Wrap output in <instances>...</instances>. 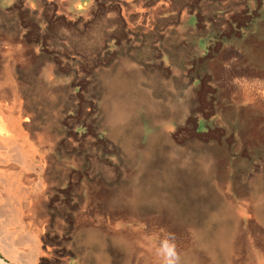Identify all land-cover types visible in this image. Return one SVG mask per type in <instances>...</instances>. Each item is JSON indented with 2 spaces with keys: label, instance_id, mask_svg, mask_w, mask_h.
<instances>
[{
  "label": "rangeland",
  "instance_id": "374dc122",
  "mask_svg": "<svg viewBox=\"0 0 264 264\" xmlns=\"http://www.w3.org/2000/svg\"><path fill=\"white\" fill-rule=\"evenodd\" d=\"M203 2L181 50L0 0V76L49 135L34 203L0 205V264H162L168 233L180 264H264V0Z\"/></svg>",
  "mask_w": 264,
  "mask_h": 264
},
{
  "label": "crops",
  "instance_id": "0c3cea01",
  "mask_svg": "<svg viewBox=\"0 0 264 264\" xmlns=\"http://www.w3.org/2000/svg\"><path fill=\"white\" fill-rule=\"evenodd\" d=\"M203 1L204 0H62L65 8L68 6L67 3L71 2L73 3L72 9L79 6L80 8L78 11L83 10L85 14L90 17L98 15L104 18H116L120 25L118 24L115 28H110L111 30L108 31L120 30L125 37V41L129 43H144L147 40L152 43L154 48H161V43L166 41L170 42L169 44H172V47L181 50L188 48V42L190 40L196 43L201 40L199 26H204L213 19L214 13L210 12V14L206 16L204 10L199 7L203 5ZM220 13L222 16L229 18V12ZM217 14L220 15L219 13ZM147 34L151 35V37L148 38L145 36ZM111 41L121 42V38L118 37L117 40L114 39ZM158 54H160L163 63L164 57L171 56L163 51H160ZM11 77H13L12 74ZM12 83L13 81H11L10 84L7 83V77L3 78L0 76V107L2 104L7 108L10 105L14 106V100H20L22 102L23 94L21 90H15V86L13 88ZM7 92L9 96L4 94ZM23 108L27 115V121H22V127L29 129L30 121L28 119L31 116V112H29L28 108ZM43 140L45 141V139ZM12 166L13 168L11 169ZM9 169H11L9 173L20 176V178L24 180L25 186L30 187V190H27V194L29 195V200H31L33 204V196L30 193L32 187L37 188L33 184L36 176L33 173L20 169L17 165L11 164ZM0 192L3 195V198L0 199V205H9L6 201V196H4V193L5 195L8 193L7 185H5L4 182L0 184ZM3 239L7 240L5 236Z\"/></svg>",
  "mask_w": 264,
  "mask_h": 264
},
{
  "label": "bare ground",
  "instance_id": "6f19581e",
  "mask_svg": "<svg viewBox=\"0 0 264 264\" xmlns=\"http://www.w3.org/2000/svg\"><path fill=\"white\" fill-rule=\"evenodd\" d=\"M13 104L15 105H10L8 108L4 104L0 107V184L4 182L7 185V203L19 210L32 204L27 194V190H30V187L25 186L24 180L20 176L9 173L13 166L11 169L9 168L13 164L24 171L33 173L36 176V179L34 178V186H42V178L40 176L43 174L46 158L41 148L42 144L45 145L48 142L49 135L46 132L45 134L37 132L35 136H32L31 126L29 129L22 127V121H27L22 102L14 100ZM15 192H17L16 195L14 194ZM2 198L3 195L0 192V199ZM7 240L11 241L10 239ZM1 262L8 264L3 260Z\"/></svg>",
  "mask_w": 264,
  "mask_h": 264
},
{
  "label": "clouds",
  "instance_id": "9594fccd",
  "mask_svg": "<svg viewBox=\"0 0 264 264\" xmlns=\"http://www.w3.org/2000/svg\"><path fill=\"white\" fill-rule=\"evenodd\" d=\"M156 251L162 258V264H180V255L172 234L168 233L164 236Z\"/></svg>",
  "mask_w": 264,
  "mask_h": 264
}]
</instances>
